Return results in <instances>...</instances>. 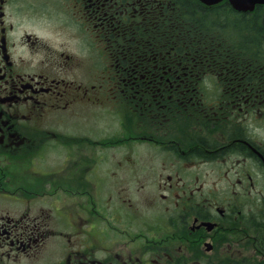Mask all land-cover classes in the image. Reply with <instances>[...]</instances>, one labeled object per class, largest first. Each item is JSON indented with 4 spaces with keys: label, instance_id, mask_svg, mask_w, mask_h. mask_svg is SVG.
Segmentation results:
<instances>
[{
    "label": "flooded vegetation",
    "instance_id": "af4514ba",
    "mask_svg": "<svg viewBox=\"0 0 264 264\" xmlns=\"http://www.w3.org/2000/svg\"><path fill=\"white\" fill-rule=\"evenodd\" d=\"M198 4L0 0V264H264V6Z\"/></svg>",
    "mask_w": 264,
    "mask_h": 264
},
{
    "label": "water",
    "instance_id": "95a60500",
    "mask_svg": "<svg viewBox=\"0 0 264 264\" xmlns=\"http://www.w3.org/2000/svg\"><path fill=\"white\" fill-rule=\"evenodd\" d=\"M205 3H215L221 0H201ZM238 10L252 9L256 4H264V0H229Z\"/></svg>",
    "mask_w": 264,
    "mask_h": 264
},
{
    "label": "trees",
    "instance_id": "16d2710c",
    "mask_svg": "<svg viewBox=\"0 0 264 264\" xmlns=\"http://www.w3.org/2000/svg\"><path fill=\"white\" fill-rule=\"evenodd\" d=\"M194 2L196 3V10L198 9V10H204V8H201L200 6H199V2L197 1V0H194ZM229 16H231V15H229Z\"/></svg>",
    "mask_w": 264,
    "mask_h": 264
},
{
    "label": "rangeland",
    "instance_id": "374dc122",
    "mask_svg": "<svg viewBox=\"0 0 264 264\" xmlns=\"http://www.w3.org/2000/svg\"><path fill=\"white\" fill-rule=\"evenodd\" d=\"M135 151H136V148H134V150H132V157L135 158ZM136 159V158H135ZM112 160V159H111ZM100 162V161H99Z\"/></svg>",
    "mask_w": 264,
    "mask_h": 264
}]
</instances>
